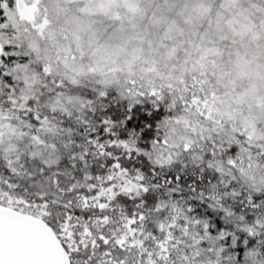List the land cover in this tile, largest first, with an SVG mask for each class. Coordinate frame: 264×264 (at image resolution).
Wrapping results in <instances>:
<instances>
[{"label":"snow or ice","instance_id":"snow-or-ice-1","mask_svg":"<svg viewBox=\"0 0 264 264\" xmlns=\"http://www.w3.org/2000/svg\"><path fill=\"white\" fill-rule=\"evenodd\" d=\"M9 7L0 0V204L10 189H34L37 204L79 229L78 239L86 235L80 218L93 212L146 226L159 238L145 241L158 264H264V183L242 172L246 137L235 133L243 143H233L230 130L171 93L73 83L33 64L11 42ZM34 71L43 79L29 88ZM5 121L20 124L22 139L5 132ZM38 154L59 162L49 166ZM254 154L264 161V150ZM116 239L99 236V249L81 243L76 264H131Z\"/></svg>","mask_w":264,"mask_h":264},{"label":"trees","instance_id":"trees-1","mask_svg":"<svg viewBox=\"0 0 264 264\" xmlns=\"http://www.w3.org/2000/svg\"><path fill=\"white\" fill-rule=\"evenodd\" d=\"M185 1L187 9L172 14L174 23L165 25L161 33L148 42L139 37L123 47L97 42L96 26L103 32L96 25L98 20L92 23L75 18L76 15H66L59 22L52 15L47 0L38 2L33 18L9 19L7 27L14 36L11 42L19 43L22 50L26 48L33 64L47 63L49 72H57L64 80L80 83L87 78L104 83L109 89L171 93L188 104V111L230 130L233 143L242 144L235 133L242 134L249 145L241 152L242 172L264 183V161L254 154V148L264 150V14L255 11L252 0H213L215 7L211 8L207 6L209 0L207 3L205 0ZM9 5L10 15L13 11L17 14L22 0H9ZM147 10L145 7L142 11ZM152 10L150 16L153 13L154 18L160 16L159 9ZM147 20L145 28H148ZM42 79V74L34 71L29 88ZM183 122L186 126L192 123L187 117ZM19 129V123L5 121V132L12 131L22 139ZM197 130L193 126V131ZM37 158L49 166L59 162L42 154ZM9 191L12 195L0 206L44 220L67 251L70 264H76L72 253L81 243H92L99 249L98 237L109 233L117 238L116 243L128 248L125 258L131 264H158L153 259V254H159L157 249L145 241L159 238L146 232V226L132 228L131 222L125 224L122 218L93 212L88 220L80 218L86 235L78 239L79 229L70 227L67 222L61 224L59 218L53 220L44 206L37 204L34 189ZM102 194L97 193L96 204L91 207L99 204ZM87 206V202L77 204V207ZM105 207L107 205L101 206V211ZM144 252L149 255L143 257ZM106 259L101 257L102 261ZM107 264L115 262L108 260Z\"/></svg>","mask_w":264,"mask_h":264},{"label":"rangeland","instance_id":"rangeland-1","mask_svg":"<svg viewBox=\"0 0 264 264\" xmlns=\"http://www.w3.org/2000/svg\"><path fill=\"white\" fill-rule=\"evenodd\" d=\"M41 0H22V8L16 14L13 11L10 19L20 17L26 20L33 18L34 12ZM52 10L53 3L57 4L53 16L65 18L66 15H76L75 18H84L92 23L99 21L98 25L103 32L97 28V42L108 46L113 44L118 47L125 46L129 41L142 37L146 42L161 33L165 25L170 26L172 14L187 9L188 3L185 0H47ZM154 1V2H153ZM254 1L255 11L264 14V0ZM207 3L208 0H205ZM195 4H200L195 2ZM210 8L214 6L213 0H209ZM148 7L147 11H142ZM215 7V6H214ZM159 9V17L154 18L152 9ZM199 6L195 9H198ZM149 11V12H148ZM146 18H150L147 20ZM147 20L148 28H145ZM159 20L158 22H156ZM174 19H172L173 21ZM147 31V33H146ZM145 33V34H144ZM144 34V35H143ZM27 54L28 51L25 48Z\"/></svg>","mask_w":264,"mask_h":264},{"label":"water","instance_id":"water-1","mask_svg":"<svg viewBox=\"0 0 264 264\" xmlns=\"http://www.w3.org/2000/svg\"><path fill=\"white\" fill-rule=\"evenodd\" d=\"M0 264H70V259L45 221L0 206Z\"/></svg>","mask_w":264,"mask_h":264}]
</instances>
